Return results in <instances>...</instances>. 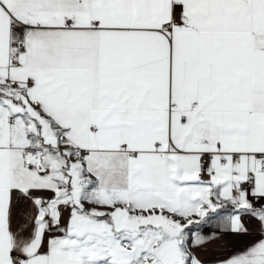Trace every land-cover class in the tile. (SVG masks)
I'll return each mask as SVG.
<instances>
[{"label": "snow or ice", "instance_id": "obj_1", "mask_svg": "<svg viewBox=\"0 0 264 264\" xmlns=\"http://www.w3.org/2000/svg\"><path fill=\"white\" fill-rule=\"evenodd\" d=\"M0 264H264V0H0Z\"/></svg>", "mask_w": 264, "mask_h": 264}]
</instances>
